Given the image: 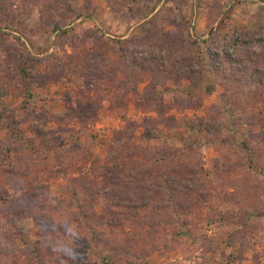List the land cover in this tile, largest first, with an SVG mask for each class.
<instances>
[{"label":"rangeland","instance_id":"rangeland-1","mask_svg":"<svg viewBox=\"0 0 264 264\" xmlns=\"http://www.w3.org/2000/svg\"><path fill=\"white\" fill-rule=\"evenodd\" d=\"M0 264H264V0H0Z\"/></svg>","mask_w":264,"mask_h":264},{"label":"trees","instance_id":"trees-1","mask_svg":"<svg viewBox=\"0 0 264 264\" xmlns=\"http://www.w3.org/2000/svg\"><path fill=\"white\" fill-rule=\"evenodd\" d=\"M234 48V47H233ZM222 52V50L217 49V47L214 48V51L212 53V50H210L209 48L206 50L205 53V57L207 59V62H209V64L211 65V67L218 69L221 72V75H224L225 73V85H229L228 81L231 78V70L234 69H229V63L232 60L231 58V53L228 49V51H225V53H219ZM219 53V55H215ZM215 55V56H214ZM262 59H257L255 57V59L248 61L247 65L248 67H250L252 70H258V66L261 64ZM224 84V83H223ZM206 133L209 132V129L206 127ZM166 180V179H164ZM161 193H162V198L164 203L166 202L168 205L172 206V209L175 211H178L179 209H185V207H182V205L179 203V200L177 199V191H173L172 187L169 186L167 188H161ZM151 197V196H150ZM127 197H122L120 199L121 203H123L122 201L126 200ZM134 201H138L137 199H135ZM165 203V204H166ZM139 208H146L147 204L141 203L139 204ZM90 238H94L93 235H90Z\"/></svg>","mask_w":264,"mask_h":264}]
</instances>
